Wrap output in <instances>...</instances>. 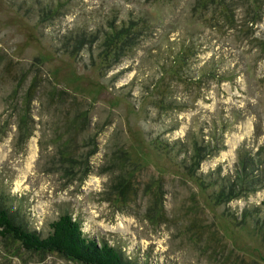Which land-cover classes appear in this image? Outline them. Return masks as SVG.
<instances>
[{"label": "rangeland", "instance_id": "obj_1", "mask_svg": "<svg viewBox=\"0 0 264 264\" xmlns=\"http://www.w3.org/2000/svg\"><path fill=\"white\" fill-rule=\"evenodd\" d=\"M58 1L0 0V204L42 237L72 215L135 264H264L241 221L264 223V188L221 201L212 184L239 150L264 168V0H61L51 17ZM133 20L137 47L103 56ZM197 145L213 153L195 174ZM0 264L80 263L0 235Z\"/></svg>", "mask_w": 264, "mask_h": 264}, {"label": "trees", "instance_id": "obj_2", "mask_svg": "<svg viewBox=\"0 0 264 264\" xmlns=\"http://www.w3.org/2000/svg\"><path fill=\"white\" fill-rule=\"evenodd\" d=\"M61 0L54 8L48 9V14L54 17L61 4ZM138 22L132 21L128 25L109 26L103 38V56L111 54V47H117L115 55L120 60L121 56L129 55L137 47ZM98 35L82 38L77 42V50L84 48L86 44L92 45L97 41ZM92 39V40H91ZM88 40V41H87ZM85 44V45H84ZM116 59V58H115ZM119 60L117 62H119ZM212 146H196L191 160L186 158L181 161L186 169L192 168L193 173L199 169L206 157L213 153ZM263 160L251 156L250 153H241L239 150L238 160L234 175H221L222 167L217 169L218 181L212 184H220L221 201L240 199L264 188ZM191 170V169H190ZM213 175V173H212ZM205 183V182H203ZM241 221L252 223L253 226L264 232V223L260 217L253 215L251 211H245ZM244 219V220H243ZM0 235L11 237L20 242L27 250L35 252H57L80 264H135L124 253L106 241L98 242L88 237L82 229L81 223L72 215H62L58 220L50 224V231L46 237H42L37 231L29 229L22 224L16 212L0 204Z\"/></svg>", "mask_w": 264, "mask_h": 264}]
</instances>
